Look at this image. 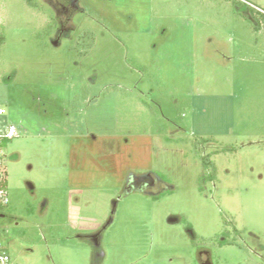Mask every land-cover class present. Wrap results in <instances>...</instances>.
I'll return each mask as SVG.
<instances>
[{
  "label": "rangeland",
  "instance_id": "rangeland-1",
  "mask_svg": "<svg viewBox=\"0 0 264 264\" xmlns=\"http://www.w3.org/2000/svg\"><path fill=\"white\" fill-rule=\"evenodd\" d=\"M32 1L0 0L9 264H264V0Z\"/></svg>",
  "mask_w": 264,
  "mask_h": 264
},
{
  "label": "trees",
  "instance_id": "trees-1",
  "mask_svg": "<svg viewBox=\"0 0 264 264\" xmlns=\"http://www.w3.org/2000/svg\"><path fill=\"white\" fill-rule=\"evenodd\" d=\"M245 1H247V0H245ZM26 2H27V4L30 7H33V8H36V9H41V10L44 9L41 5H39L38 2H34L32 0H26ZM238 2H240V1L239 0L235 1V3H238ZM247 7H248V11H249L250 16L252 17V19L255 21V24H256V25H254V31L259 32L262 29H264V11L259 9L256 6H254V5H249L248 4ZM91 48H92V46H91ZM9 141L10 140L3 139L1 146L4 147ZM210 141L211 140H209V139L202 140L203 143H207V142H210ZM203 166L207 170L211 169L210 180H214L215 174H216V166H215L214 162L211 160V155H206V156L203 157ZM6 188H7V186H6V177H5V181L3 183L2 189L5 191L6 197H7V189ZM8 203L9 202L4 203V202H2L0 200V219L3 218L4 210H5L6 206L8 205ZM235 232L237 234L239 233V231L237 229H235ZM227 242L228 241L222 242V244L226 245ZM0 250H6V248L2 244L1 230H0Z\"/></svg>",
  "mask_w": 264,
  "mask_h": 264
},
{
  "label": "built area",
  "instance_id": "built-area-1",
  "mask_svg": "<svg viewBox=\"0 0 264 264\" xmlns=\"http://www.w3.org/2000/svg\"><path fill=\"white\" fill-rule=\"evenodd\" d=\"M4 110H0V114H3ZM18 136V130L14 125H7L2 133H0V200L4 203L8 202L5 191L2 189L3 183L5 181V171L2 168L3 154H2V140H13ZM10 257L6 250H0V264H9Z\"/></svg>",
  "mask_w": 264,
  "mask_h": 264
},
{
  "label": "flooded vegetation",
  "instance_id": "flooded-vegetation-1",
  "mask_svg": "<svg viewBox=\"0 0 264 264\" xmlns=\"http://www.w3.org/2000/svg\"><path fill=\"white\" fill-rule=\"evenodd\" d=\"M208 253H209V252H207V251H201V252L199 253L200 256H203V255L206 256V260H205L204 262H201V264H209L208 262H210L211 258H210V256H209Z\"/></svg>",
  "mask_w": 264,
  "mask_h": 264
}]
</instances>
